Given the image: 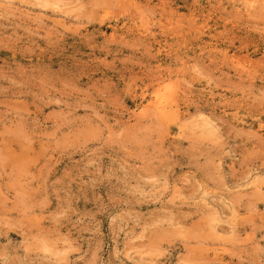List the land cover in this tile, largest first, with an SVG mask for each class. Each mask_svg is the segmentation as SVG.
Segmentation results:
<instances>
[{
    "label": "rangeland",
    "instance_id": "obj_1",
    "mask_svg": "<svg viewBox=\"0 0 264 264\" xmlns=\"http://www.w3.org/2000/svg\"><path fill=\"white\" fill-rule=\"evenodd\" d=\"M262 90L260 0H3L0 264H264Z\"/></svg>",
    "mask_w": 264,
    "mask_h": 264
},
{
    "label": "clouds",
    "instance_id": "obj_2",
    "mask_svg": "<svg viewBox=\"0 0 264 264\" xmlns=\"http://www.w3.org/2000/svg\"><path fill=\"white\" fill-rule=\"evenodd\" d=\"M22 2H29V0H22ZM260 2L264 5V0H260ZM31 3L36 8H51L57 10L58 8L75 7L79 5L80 0H31ZM0 6H3V0H0ZM262 100H264V90H262Z\"/></svg>",
    "mask_w": 264,
    "mask_h": 264
},
{
    "label": "bare ground",
    "instance_id": "obj_3",
    "mask_svg": "<svg viewBox=\"0 0 264 264\" xmlns=\"http://www.w3.org/2000/svg\"><path fill=\"white\" fill-rule=\"evenodd\" d=\"M169 90V89H168ZM175 90L176 89H173L172 90V92L174 91L175 92ZM176 91H178V90H176ZM171 92V93H172ZM160 94H162L163 95V91H160L159 92V94L158 95H160ZM166 94V93H165ZM170 95V94H169ZM174 95V94H173ZM172 95V96H173ZM176 96H177V94H176ZM154 97V96H153ZM171 97V96H170ZM174 98H175V96H174ZM171 100V99H170ZM169 100V101H170ZM173 101H174V99H172ZM165 101H166V98L165 97H163V96H157V98L154 100V106H155V108L160 112V113H162V114H165V113H167V112H169V108H170V106L167 104V103H165ZM152 102V101H151ZM173 103H175V101L173 102ZM177 103V102H176ZM151 104V103H150ZM171 104V103H170ZM172 105V104H171ZM176 105V104H175ZM178 105V104H177ZM147 107L149 108V106L147 105ZM176 108H178V106H176ZM151 110H153V107H151ZM175 110V109H174ZM177 110V109H176ZM176 110H175V113H176ZM178 110H179V108H178ZM143 111V110H142ZM153 112L155 113L156 111H154L153 110ZM177 113H178V111H177ZM168 115V114H167ZM172 115V114H171ZM178 116H179V114H177ZM156 116H158V115H156ZM172 117H174V116H172ZM181 119V118H180ZM180 128V127H179ZM179 130V129H178ZM209 131V130H208Z\"/></svg>",
    "mask_w": 264,
    "mask_h": 264
}]
</instances>
